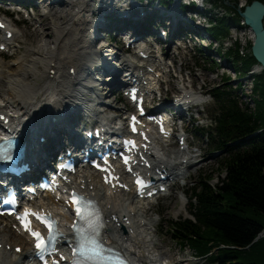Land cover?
<instances>
[{
	"label": "bare ground",
	"instance_id": "6f19581e",
	"mask_svg": "<svg viewBox=\"0 0 264 264\" xmlns=\"http://www.w3.org/2000/svg\"><path fill=\"white\" fill-rule=\"evenodd\" d=\"M94 1L95 0H43V4H45L43 13L39 12L37 14L39 19L35 18L34 15H30L27 27L29 25L35 27L34 32L37 30L40 37L44 36L46 33V35L49 33H51V35L53 34L54 41L50 42L47 40L48 43L46 46L37 47L34 51L30 50V54L32 55L29 56L30 59H24L22 56V58L19 57L16 61L8 65L0 62V116L4 115L5 119L10 118L12 125L18 128L19 133L26 134V140L29 143L32 142V149L30 151L32 164L29 172L32 175L40 173L42 167L48 165V161L51 159L53 153L63 148V144L67 143L68 145H73L80 143V156L83 155L85 140L77 133L79 118L75 117L74 120H72L76 114H73L74 111L79 109L89 113L93 109L97 110V107L108 106L103 102L109 94H106V91L103 93L101 91V89H105L107 84L100 82L96 78L95 80H88L90 72L86 65V60L89 57L97 56L95 54L98 48L93 47L94 40L97 41L98 38L102 36L100 31L105 32L108 30L105 16L102 17L105 21H98L94 24V20H92L94 18L93 14L97 11L93 9ZM175 1L181 5H195L196 8L197 6H202L200 9H204L203 6L205 5L210 6L214 3L212 0ZM232 2H238V10L242 11V9L248 6L249 1L232 0ZM81 3L83 6L80 7ZM113 5L114 0L112 2L110 0H101L99 12H105L106 10H104V8L106 6H109L111 9ZM58 7H61V9H57ZM215 7L219 8L220 15L212 13V8L208 13L210 15L208 16V20L206 16L203 22L199 20L201 26H211L208 23L209 20H211L210 18L213 19L215 17L214 19H219L235 14L233 8L230 7L231 11L222 5V0L218 1V5ZM37 10L40 9L37 8ZM180 13L182 15L185 14L183 11H180ZM50 16L55 17V19L49 22L48 25L50 28H47L45 25ZM187 19L189 21L193 20L191 13L187 15ZM5 22L15 39L18 32L12 29L9 20ZM243 27L247 28L248 31L250 30V34L247 32V36L250 40L249 42L253 43L254 34L243 19L241 27L233 28L231 34L235 35V39H239V32L243 30ZM27 34H25V37ZM4 35L6 36V33ZM44 38L45 37L41 38V42ZM209 38L211 41L207 48H213L217 45V50H220L223 47V41L220 42L212 37ZM230 38L227 40L230 41ZM141 40L142 39H138L134 41V43H138ZM12 41L13 38L12 40H6V43H3V45H5L8 50H12ZM128 43L130 45L132 44L130 43V39ZM226 46H228V44ZM103 47H105V45H103L102 48ZM228 49L229 47L227 50ZM147 50L143 47L142 50L140 49V52L147 54L145 53ZM104 52H107L106 56L108 57L110 56L109 54L114 53L118 60L115 64L118 65V62H120L121 67L125 69V73H132L134 78H139L138 80L145 86L144 93H146V98L151 97V93L155 92L160 82H164V80L168 81L170 73L173 71L171 65L153 62L152 58H155L156 55H158V58L164 57V54L160 51L151 50L147 55L149 58L146 59H141V56H138L137 53H135V57H127L122 52L116 51L114 45H110L109 50L107 51V49H105ZM249 53L250 49L248 50L247 46L241 45L240 54L243 57H247ZM11 59H16V51L11 54ZM108 62H110V57L101 66L107 68L109 66ZM4 69L6 70L5 72ZM71 69L75 70V74L71 75ZM101 72L102 69L99 70L97 76H99ZM260 72H262V68L259 66H255L252 70V73ZM113 77L116 81H119V71L116 70ZM126 77L127 74L122 78ZM183 80L182 82H185V79ZM114 85L109 86L114 87ZM178 87L179 86H177V88ZM178 91L179 95L177 97H182L186 99V101H190L194 98L189 97V95H193V90L188 84L184 87H180ZM91 92H93L94 96H88ZM156 93H158V91ZM172 103L173 102H171V105ZM182 105L184 106V104ZM108 107L111 106L109 105ZM188 109L190 111L197 110L198 106L193 104L189 106ZM15 116H20V120L18 121V118H14ZM179 116L180 118H184L186 114L181 111ZM190 120L193 121V118ZM105 122L108 130H118V125L114 120H105ZM1 123L2 121H0V124ZM150 124L146 123L145 132L149 140L146 148L133 151L134 162L131 164V173H128L124 167H120L117 161H115L114 170L116 180L113 182L112 188L104 185L101 180H98L95 174L86 169L70 176L67 179L65 187H70V189L77 188L85 195L98 201L107 219V227L104 229L105 239L111 245L118 247V249L128 257L131 264H176L173 261V256L170 251L160 250L159 246L155 244L151 233L152 229L150 227L152 220L150 218H145L148 211L151 210V207H148L146 204L148 203L149 205L151 203V197L148 195L138 197L134 190V185H132L131 178L133 177L132 175L137 172L148 179L155 180L156 184H158L159 182L157 180L160 179L161 175L166 174L170 177L168 181L172 183L176 181V178L185 177L186 172L184 170H189L195 164H190L187 160L178 162V159L181 158L182 151L186 152L190 149L188 141L186 143L187 149L184 148L182 151L173 152L172 155L174 159L166 153L173 145L168 144L166 140H163L159 136V132L154 123L155 128H152ZM124 128L123 125L122 129ZM179 128L183 133L181 136L186 138L187 130L184 124ZM38 133H42V135L46 137V140L40 141ZM139 156L143 157L147 163L151 165V168H146L143 165L142 159V163H140L138 161ZM167 158H170V160ZM135 162L137 163L135 164ZM152 166H154V168ZM156 169H159L161 173H157ZM119 181L122 182L124 186H127L128 189L125 190L120 188ZM173 185L174 184H170L171 187ZM150 189L147 191L151 192ZM132 193L134 196H132ZM38 204H40L41 209L59 219L63 235L66 238L64 241L71 239L69 232L73 220H71L69 216L71 207L66 206V201L57 200L55 197L47 195ZM136 206L148 209L136 211L133 209ZM7 229L8 226H5L2 232H6L11 236L0 233V245L2 247L0 250V264H23L19 262L20 259H25V261H27L32 256L31 241L21 230H15L16 234L14 235L9 231H5ZM262 236H264V232ZM12 245L13 251L10 252L8 247ZM18 247L21 248L20 253L16 252V248ZM189 262V259L182 260V263Z\"/></svg>",
	"mask_w": 264,
	"mask_h": 264
},
{
	"label": "trees",
	"instance_id": "16d2710c",
	"mask_svg": "<svg viewBox=\"0 0 264 264\" xmlns=\"http://www.w3.org/2000/svg\"><path fill=\"white\" fill-rule=\"evenodd\" d=\"M222 5L226 7L224 2ZM151 20L155 16L149 17ZM241 22L235 11L231 17L217 19L208 31L214 37H227L230 28L241 27ZM239 48L236 42L223 55L236 71L246 72L258 63L251 52L243 57ZM199 53L205 67L206 63L209 68L218 66L209 55ZM224 80L223 86L208 92L216 106L209 124L195 130L210 145L212 154L225 157L221 163L226 176L216 185L211 184L212 179L196 181L188 199L191 218L168 221L167 225L172 239L208 264H264V236L260 237L264 232V70L252 78L254 109L241 102L238 89L228 84L230 77Z\"/></svg>",
	"mask_w": 264,
	"mask_h": 264
},
{
	"label": "rangeland",
	"instance_id": "374dc122",
	"mask_svg": "<svg viewBox=\"0 0 264 264\" xmlns=\"http://www.w3.org/2000/svg\"><path fill=\"white\" fill-rule=\"evenodd\" d=\"M6 1L11 2L12 0H6ZM26 1L29 3L33 2L32 8L28 13H24L20 15L16 14L18 13L17 8H15V12L14 14H12V11L8 9L7 5H0V17H4L7 20H9L12 24V28L14 29V31L18 32L17 36H15V39L12 41L13 49L9 51H5L4 53H0V62H2V64L8 65L16 61L19 57L22 58V56L24 59H30L29 56H32L30 54V50L34 51L35 49H37V47H42L43 45L46 46L48 41L50 42L54 41L53 39L54 35L53 34L51 35V33H49L50 35L49 34L46 35L47 34L46 33L44 36H42L45 38L41 42L42 37H40L39 32L37 30L36 32H34L35 27H32L30 25L27 27V24L30 20V15H34L35 18L39 19V16L37 14L39 12L43 13L44 5H45L43 4V0H34V1L26 0ZM99 4L100 2L98 0H96V2L94 1L93 9L95 11L98 9ZM127 4L128 3H126L125 5ZM153 4L155 7L156 2L153 1ZM81 6H83L82 3L80 4V7ZM212 6L213 5L203 6L206 11L205 16L207 20H208V16H210L208 13L212 8H213L212 13L220 15V11L218 10L219 8ZM37 8H39L40 10H37ZM197 8L198 10H200L202 6L199 7L197 6ZM57 9H61V7H58ZM227 9L229 10L230 8ZM150 12H152V9L150 10ZM115 14H116L115 17L119 15L118 12ZM54 19L55 17L50 16L49 19L46 21L45 27L50 28L48 24L50 21H53ZM200 21L203 22L204 20H200ZM200 21L195 22L193 27L194 28L199 27ZM172 24H169L171 25L170 29H172L173 27ZM136 26H138V24H135L133 29H136L137 28ZM232 29H231V33H232ZM247 32L248 34H250V30L248 31L247 28L243 27V30L239 32V39H235L234 38L235 35L231 34L230 35L231 38L229 37L230 41L223 40L224 44L223 47L220 49L222 50L221 55L219 54L220 50H217V45H215V47L210 48V50H208L207 47L209 46L211 40L208 36H206L207 34H205L204 31L202 32L205 35L204 37L205 40L204 41L201 40L202 42H200V44L202 46L197 48H200L207 56L209 55V59L214 58L215 61H217L218 66H215L214 69L209 68L210 63L208 64L206 63V67H205L203 63L205 60L202 59L201 53L196 51L197 48L195 49L194 44H191V47H193L194 50L191 47H188L184 50H181L180 51L181 53L178 56H177V51H174V54L171 52V54H173L175 59L169 56L170 60L168 61H166L167 57H165L167 50L163 49L164 57L162 58V60H165L168 63V65H171L173 67V71L172 73H170V78L168 79V81L164 80V82L161 83L162 84L161 91L158 92L157 94H154L155 98L157 97L162 99L161 102L151 103L150 101H148L149 108L151 110H157L161 107L164 108H161L159 110H166L165 108H170L171 102H173V100L179 95V91H178L179 88L184 87L187 84L192 87V90H194L198 96L203 95V99L206 100L207 102L205 103V105L199 106L197 110H194L191 113L186 112V116H185L186 119L184 121L178 120L175 123L176 134L178 135H180V132H182V130H180L179 127H181L184 124L185 129L187 130L186 137L188 143L190 144V149H188L186 152L179 150L181 148V146H179L178 144L179 140L177 138H173L168 143V144H172L173 146L168 150V152H166L167 155L174 158V156L172 155L174 151L175 152L182 151L181 158L178 159V162L187 160V162H189L190 164L192 163L195 165L189 170L187 169V171L184 170L186 172V176L179 179L176 178L175 182H177L178 180L177 183L175 182L168 183L169 185L174 184L172 187L170 186L168 192L164 193L163 195L157 196L155 200H151V203L149 205L148 203H146L148 207H151V210L148 211V214L145 216V218L147 219L150 218L152 220L150 227L152 229L151 233L155 241V244L159 246L160 250L162 249L163 251H170L173 256V261L176 264H180V263L208 264V262H206L205 260L199 258L197 259L196 257H194L195 255L193 254V252L190 250L189 247H182L179 242L172 239V233L170 232L167 222L179 221L180 219H184V218H191V216L188 213V209L190 207L188 199L191 195L192 188L196 184V181L212 179L211 184L216 185L219 182V179H223L226 176L224 170H222V163H221L225 157L221 153L212 154L211 153L212 150H210V145L203 140L201 133L197 132L195 129L209 124L211 116L216 110V106L214 104L213 99L208 95V92L212 90L214 87L223 86L225 82L224 77H230V81L228 82V84L232 85V87H234L236 90L238 89L237 93L238 96L241 97V102L244 105H246L248 108L254 109L255 105L253 101V97H254L253 80L250 76H248V72L253 67H255V65L249 68L246 72H244V70L242 69H238V71H235L234 66L231 63H229L227 57L225 58L223 55L227 51V48L230 45L235 44L236 42H239L240 46L241 45L245 47L247 46L249 50L248 42L250 40L247 36ZM129 33H133V30ZM25 34H27L26 37ZM100 34H102L101 37L102 42L104 44H108L106 43L107 41L106 31L105 32L100 31ZM145 38L149 39L150 37H145ZM151 38H154V35ZM116 40L119 42L115 44L117 45V48L115 49L122 52L127 57L130 58L135 57V52L129 51L130 54L126 53V46L125 43L122 42L121 37L117 36ZM227 44L228 46H226ZM162 46L167 47L168 45L165 44ZM15 51H16V59L12 60L11 54H13ZM242 63H245V61L242 60ZM5 71L6 70L4 69V72ZM243 75L246 76L244 77ZM183 79H185V82H182L184 81ZM177 86L179 87L177 88ZM240 87L242 88L241 90H239ZM101 91L102 93L106 91V94L107 93L109 94L108 97L104 99L103 103L108 106L110 105L111 107L108 106L97 107L98 113L94 117L96 119V122H104L105 120L112 121L114 120L112 117L114 113H117L118 116H123L125 111H133V106L129 104L126 97H124L122 91L118 90L116 87L105 86V89H101ZM89 95L94 96L93 92L89 93L88 96ZM151 99H152V95L149 98V100ZM73 114H75V116L72 118V120H74L75 117H78L79 119L87 118L85 117L87 111L84 110L81 111L78 109L74 111ZM188 115L192 116L195 119V121L194 119L193 121H191ZM167 159L170 160V158ZM98 180H100L99 177ZM133 209H135L136 211H142L148 208L143 209L139 206H136ZM5 226H8V229L5 231H9L14 235L16 234L15 233L16 232L15 230H17L16 226L9 220H5L4 218L0 217V233H3L2 229L5 228ZM3 234H7V233L5 232ZM7 235L11 236L9 234ZM12 247L13 245L8 247V250H10V252L13 251ZM1 248L2 247L0 245V250ZM186 259L187 260L189 259L190 262L182 263V260H186ZM19 262L23 264H28V263L33 264V262L25 261V259L24 260L20 259ZM163 264H167V263H163Z\"/></svg>",
	"mask_w": 264,
	"mask_h": 264
},
{
	"label": "snow or ice",
	"instance_id": "6c2138e0",
	"mask_svg": "<svg viewBox=\"0 0 264 264\" xmlns=\"http://www.w3.org/2000/svg\"><path fill=\"white\" fill-rule=\"evenodd\" d=\"M133 99H135L134 96ZM72 204L76 205V216L80 221L83 222L81 226H76V232L79 236V246L78 248L74 249V254L79 253L86 260H94L97 256H99V248L101 245L97 240L98 233H96L93 226V221L91 219L92 213L89 212L90 202L85 201L82 197L78 198L75 194H73ZM28 215H30V213L25 212L24 218H26ZM31 215H36L37 219H43L39 214L31 213ZM24 226L26 230H31L28 223H25ZM49 229L51 230L50 225ZM32 235L39 239L38 233L33 232ZM41 243H43V241H41ZM40 246L41 244H37L38 248Z\"/></svg>",
	"mask_w": 264,
	"mask_h": 264
},
{
	"label": "water",
	"instance_id": "95a60500",
	"mask_svg": "<svg viewBox=\"0 0 264 264\" xmlns=\"http://www.w3.org/2000/svg\"><path fill=\"white\" fill-rule=\"evenodd\" d=\"M225 1L226 6L229 7L231 5L230 2L228 0ZM238 11L246 25L254 34L252 55L264 70V3L254 0L251 4L245 7L244 11ZM260 237H262V234Z\"/></svg>",
	"mask_w": 264,
	"mask_h": 264
},
{
	"label": "built area",
	"instance_id": "2783aa9c",
	"mask_svg": "<svg viewBox=\"0 0 264 264\" xmlns=\"http://www.w3.org/2000/svg\"><path fill=\"white\" fill-rule=\"evenodd\" d=\"M222 2H225V0H222ZM232 8H233V12L235 13V11L239 12L238 11V2H232V0H229ZM235 10V11H234Z\"/></svg>",
	"mask_w": 264,
	"mask_h": 264
}]
</instances>
